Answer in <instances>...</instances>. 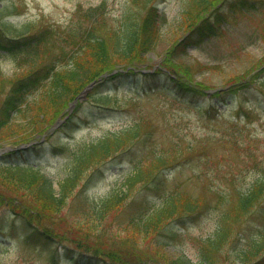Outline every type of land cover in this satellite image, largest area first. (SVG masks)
Wrapping results in <instances>:
<instances>
[{"label":"rangeland","instance_id":"rangeland-1","mask_svg":"<svg viewBox=\"0 0 264 264\" xmlns=\"http://www.w3.org/2000/svg\"><path fill=\"white\" fill-rule=\"evenodd\" d=\"M145 1L0 0V21L15 27V35L33 36L34 41L43 43L39 68L48 63L51 53L59 52V45L51 42L55 40V34L49 32L67 35L76 25L89 24L85 11L93 6L101 10L98 22L93 23L97 30L104 31L117 25L126 15L129 20L141 21L150 6ZM154 1L161 4L166 16V21L161 22L156 45L143 53L142 58H133L134 64L119 65L116 70L128 74L129 66L153 70L159 69L160 65L174 66L183 80H188L190 70L192 82H197L198 87L206 91L208 99L202 95L198 100L191 98L189 102H194L193 105L175 101L159 89H147L142 76L137 78L139 84L128 75L114 80L105 78L89 88L86 87L88 84L83 86L77 93L85 88L83 97L80 99L75 95L72 104L70 101L55 120L58 122L54 121L56 124L50 132L47 131L52 125L31 135L33 139L37 134L46 133L37 137V143L33 144L45 149L41 159L32 161L33 165H40L42 172L58 182L65 176V164L74 157L79 144L95 141L102 134L132 123H139L142 133L106 162L90 166L83 179L90 176L93 181L87 185L80 181L59 210L41 201H32L25 186L19 184L9 171L0 169V264H93L74 259V255H79L75 244L91 250L97 248L93 246L96 241L103 249L108 246L106 249H113L119 256H129V261L134 259L132 261L138 264H173V260L181 256L198 263L205 250V239L217 224L220 208L227 206V203L219 202L217 194L235 186L247 188L264 166V0H248L245 9L228 6L235 0L215 2L213 9L223 12L224 19L223 24L218 25L219 31L208 35L201 43L195 39L186 47L178 45V50L174 49L178 41L184 37L189 41L193 37L189 21L181 18L186 0ZM202 14L209 16L206 10ZM25 23L29 29L22 32ZM31 67L19 57L0 52V73L6 79L23 77L33 70ZM243 81H250L255 86V101H243L240 106L237 99H232L244 90L243 87L212 96L215 90L214 93H218L232 82ZM95 91L112 94L107 106L95 102ZM218 98H225V105ZM212 102L216 103L215 109L209 106L207 109L214 111L215 116H210L205 109ZM238 108L243 111L237 119ZM34 111L15 117L14 123L0 132L2 140L9 138L5 143L0 142V149H17L7 151L14 152L6 157L3 156L5 153L0 154V159L3 158L0 162L28 145L27 135L32 130L30 122H34L37 115ZM73 114H78L75 121L79 125L69 132L64 129L65 121ZM175 144L183 147L177 157L172 147ZM153 150H169L168 157L173 159L171 167L153 171L154 175L149 174L144 183L138 184L125 202L122 201V207L101 222L102 227L93 225L92 216L87 213L92 199L120 182L135 160L146 158ZM176 189L203 196L206 201L201 211L164 222L147 235L129 226L133 209L137 208L138 212L143 209L139 205L141 200H152ZM258 202L244 217L232 222L227 241L210 255L214 264H242L238 253L264 221V195ZM16 209L28 219L21 218L20 214L16 216ZM32 222L52 232L60 242L45 244L41 239L26 238ZM64 244L69 249L63 251ZM56 250L58 253L53 259ZM246 264H264V248Z\"/></svg>","mask_w":264,"mask_h":264},{"label":"trees","instance_id":"trees-1","mask_svg":"<svg viewBox=\"0 0 264 264\" xmlns=\"http://www.w3.org/2000/svg\"><path fill=\"white\" fill-rule=\"evenodd\" d=\"M215 1L217 0L187 1L182 17H184L185 21L190 22H188L190 33H193L195 37L202 33L213 31V26L201 14L204 10L207 11L209 6ZM88 9L85 14L90 24L76 25L70 29L67 35H57L54 32H49L50 34H55V40L51 42L53 45L55 43L59 45V52L55 55L51 53L48 63L39 68L38 62L43 56V43L32 39L4 43L2 41V29L0 28V49L11 52L15 56L19 54L20 59L28 62V65L31 64V70L33 69L23 77L16 79H6L0 73V132L14 123L15 117L22 113L26 116L31 110H35L37 111L36 117L34 113L30 115V117L34 116V122H30L32 130L26 139L29 140L32 138L31 135L40 133L43 127L51 125L61 115L63 108L91 80L101 76L102 73H110L116 66L133 63L132 61H135L133 58H142L143 53L156 45L158 37L157 23L159 21L153 8L146 13L141 21L132 20L131 18L129 20V15H126L119 24L110 26L104 31L97 30V25L95 27L92 24L98 22V14L101 12L100 8L93 6ZM198 19L201 21L195 25ZM84 22L87 21L84 20ZM185 42L188 43L183 38L176 48L185 47L187 45ZM178 45L180 46L178 47ZM129 71L131 72V70ZM187 75H189L188 78L192 79L190 70ZM119 76L128 75L121 71H115L110 73L107 78L114 80V78ZM143 76L148 83L167 87L161 81L160 73H144ZM155 77L159 78L156 79ZM165 79V83L169 82L175 87L174 91L178 97L179 95H184L183 92L186 91L193 92V94H204L200 87L198 88L185 81L175 82L169 78ZM262 81L264 82V79ZM251 93L253 95V92ZM94 97L96 103L107 106L110 94L95 91ZM76 117H78V114H73L65 121V130L68 131L74 126ZM141 133L140 124L132 123L117 131L106 133L94 142L79 144L75 150L74 157L65 164L66 173L58 181L57 190L53 187L51 180L37 166L30 164V161L34 158V153L38 152L36 148L32 149L34 153L32 151L22 152L19 156L13 155L9 157L6 162H0V169H5L14 175L19 184L25 186V189L30 194L28 197L32 201H41L44 205L59 210L63 207L65 199L79 185L80 181H85L86 185L88 182L93 181L90 176L83 179L90 166L106 162L113 154L122 150L131 141L136 140ZM8 139L4 138L2 140V137H0V142L5 143ZM172 147L175 157L181 155L183 147L177 144ZM168 152L169 150H166V152L153 150L146 158L135 160L120 182H115L107 193L92 201L90 211L87 210V213L92 216L93 225L102 227L101 222L113 215L119 207H122V201L124 200L125 202L126 197L135 190L138 184L144 183L149 174L154 175L153 171L161 170L163 167L172 164L173 159L168 157ZM259 171V174L254 177V180L247 188L241 189L235 186L232 190L217 194V197L220 198L219 202L227 203V206L220 208L217 224L213 232L205 239L206 243L203 248L205 250L204 253L202 251L203 256H201L199 262L193 263L186 257L181 256L175 258L172 262L173 264H214L210 255L214 251H219L227 241L231 233L232 222L249 213L253 206L259 203L260 197L264 195V166H261ZM205 201L201 195L194 196L178 189L171 190L163 193L158 198L141 200L139 205L143 209L140 208L141 210L138 212L137 208H134L132 218L129 221L127 220L129 222L127 223L129 226H133L138 233L147 235L162 223L170 222L175 217L179 218L185 214L201 211ZM16 206L18 207V204ZM15 211L17 213L16 216L20 214L21 218L28 219L20 210L16 209ZM262 222L258 231H255L250 237L246 247L238 253V259H240L242 264H246L253 259L264 248V221ZM30 225L34 229H39L38 224L35 222L30 223ZM33 235L42 236L47 241L52 238L50 234L43 233L42 235L40 231L33 232ZM93 246H97V248L94 247L91 250H95L100 254L103 251L105 253L103 255L107 254L112 262H101L98 259L89 258L90 256L88 255V257L83 256L87 262L90 261L86 258L92 261L90 263L94 264H125L129 262V256H119L113 249H106L108 246L103 249L104 247L102 248V245L97 241ZM91 250L79 248L80 252H91L99 257L102 256ZM52 256L54 259V254ZM92 257L96 258L95 256ZM105 260L107 259L105 258Z\"/></svg>","mask_w":264,"mask_h":264}]
</instances>
